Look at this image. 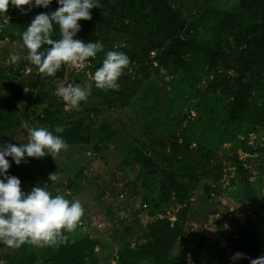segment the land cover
Wrapping results in <instances>:
<instances>
[{
    "label": "trees",
    "instance_id": "16d2710c",
    "mask_svg": "<svg viewBox=\"0 0 264 264\" xmlns=\"http://www.w3.org/2000/svg\"><path fill=\"white\" fill-rule=\"evenodd\" d=\"M94 2L100 7L90 9V20L78 21L81 28L76 34L77 39L85 43L99 41L103 45V50L87 61L93 72L102 66L105 59L104 47L109 42L106 35L114 31L113 39L120 37L119 40L124 42L117 51L128 56L130 63L126 69L134 70L136 82L148 78L153 61H158L171 73L169 97L185 94L200 96L201 91L196 85L206 79L201 102L203 107L220 116L221 129H213L218 144L232 141L243 124L264 128V0H238L231 10L208 7L192 20L172 6L170 0ZM57 7L58 0H51L48 7L34 6L29 11L28 6H24L26 14H22L20 9L10 4L7 13H0V42L6 40L11 45L22 37L35 15L41 12L50 14ZM117 21L120 22L116 26ZM51 38L60 39L58 26H54ZM43 47L47 46H42L41 50ZM152 52L155 56L150 57ZM70 70L71 67L62 65L55 76L46 77L61 79L69 75ZM21 90L22 83L18 81L17 93L12 100L6 106L0 104V145L10 143L15 126L20 122L11 113L17 101L21 100ZM1 93L0 100L3 98ZM113 93L117 95L120 91L113 90ZM93 111L96 112L80 104L79 110L70 109L55 117L49 106L37 120L54 135L61 136L67 146L85 145L96 139L92 149L98 151L115 137L116 130L103 120L92 133L89 124L93 123L90 118ZM57 126H63L64 131L56 133ZM179 138L169 145L167 167L159 166L144 142L128 139L120 164L136 168L139 184L136 188L148 189V180L160 174L159 194L149 200L152 208L160 210L166 203L179 207L174 213V220L155 216L139 226L133 242L125 243L117 250L116 264H203L200 260L203 241L189 240L184 231L190 198L197 188H201L206 198L214 195L220 187L224 165L213 160L210 149L200 150L193 156L196 149L190 150L187 135L182 132ZM245 149L253 153V148L247 146ZM188 152L193 153L187 156ZM6 159L11 165L7 175L20 179L22 191L28 193L36 183L34 173L22 164L17 165L10 157ZM237 169L241 181L245 182L248 179L247 170L240 162ZM0 179L4 176L0 175ZM149 214L154 216L152 211ZM229 240L236 253L244 254V258L237 259L238 264H250L251 259H256L261 251L255 228L246 220L230 235ZM178 241L182 242V246L173 254ZM97 246H101L99 239L82 234L72 240L67 237V241L59 246L37 247L23 258L9 260L10 256L0 255V264H96ZM5 248L9 247L0 242V250Z\"/></svg>",
    "mask_w": 264,
    "mask_h": 264
},
{
    "label": "rangeland",
    "instance_id": "374dc122",
    "mask_svg": "<svg viewBox=\"0 0 264 264\" xmlns=\"http://www.w3.org/2000/svg\"><path fill=\"white\" fill-rule=\"evenodd\" d=\"M170 3L192 20L208 7L234 9L238 0H170ZM119 22H116V26ZM106 36L109 42L104 47L105 58L108 51H117L119 46L124 45L120 37L113 39L114 31ZM8 45L6 40L0 42V91L3 96L0 104L6 106L17 93L18 81L22 83L21 100L17 101L11 113V116L20 119L11 144L19 146L27 142L25 127L48 130L37 119L49 106L55 117L70 111L62 98L56 95L60 86L90 85L87 100L80 104L96 111L90 112L92 133L103 120L116 130L115 137L98 151L92 149L96 142L94 139L89 144L67 146L55 160L51 155L43 158L25 156L20 163L34 173L35 186L47 184L45 187L52 197L62 195L70 202L78 200L81 203L84 214L78 227L64 234L70 240L82 234L99 239L101 246L95 248L98 257L96 264H116L117 250L125 243L133 242L139 226L155 216L174 220V213L179 207L166 203L160 210L152 208L149 200L159 194L160 174L148 180V189L136 188V168H126L120 164L128 139L144 142L159 166L167 167L169 145L182 132L187 135L190 150L196 149L194 153L188 152L187 156L210 149L213 160L224 165V175L214 195L206 198L201 188H197L190 198L184 231L189 240L203 241L201 262L238 264L237 259H231L236 252L231 248L229 238L244 220L254 226L261 242L257 258L264 256V128L243 124L232 141L218 144L213 129H221L220 116L203 107L201 102L206 79L196 85L201 91L200 96L185 94L169 97L168 92L172 90L169 82L171 73L158 61H153L148 78L139 82H136L134 70L125 68L118 80L120 94L115 95L112 89L105 91L96 88L91 78L94 72L89 69L87 61L84 69L77 71L71 68L69 75L50 80L24 59L27 50L23 48L22 37ZM6 49L9 50L4 51ZM13 54L20 57L15 64L10 62ZM153 56L155 52L150 54V57ZM178 140L181 141L180 138ZM247 146L253 148V153L246 151ZM239 162L247 170L248 179L245 182L240 179L237 169ZM50 173H56L57 179L53 182L49 180ZM120 193L123 194L121 198ZM144 196L147 198L143 199ZM144 203L146 207H142ZM150 211L154 212V216L149 214ZM190 228H194V231ZM181 246L182 242L178 241L173 254ZM35 248L37 246L29 244L18 249L5 248L0 250V255L10 256L9 260H14L23 258Z\"/></svg>",
    "mask_w": 264,
    "mask_h": 264
},
{
    "label": "clouds",
    "instance_id": "9594fccd",
    "mask_svg": "<svg viewBox=\"0 0 264 264\" xmlns=\"http://www.w3.org/2000/svg\"><path fill=\"white\" fill-rule=\"evenodd\" d=\"M51 0H0V13H7L9 5L20 9L26 14L24 6L30 11L34 6L48 7ZM59 7L49 13L41 12L31 20L27 29L22 33L23 48L27 50L24 59L35 65L39 73L55 76L62 65L77 71L86 67L89 58H95L103 50L101 42L85 43L74 39L80 31L79 20L92 18L90 9L100 7L94 0H58ZM54 26H58L60 39H53ZM42 46H47L43 47ZM19 56L11 55L10 62L15 64ZM130 60L123 52L108 51L106 58L92 75L95 86L101 90H118L119 77L127 68ZM27 90V89H26ZM91 86H60L56 95L65 102L68 109L79 110L81 101H86ZM27 142L19 146L15 144L0 145V242L9 248L18 249L29 244L37 247L59 246L67 241L65 232H73L79 225L84 214L81 203L70 202L62 195L52 197L46 185L35 186L25 193L21 188V181L15 176L7 175L11 167L6 157L19 165L25 156L43 158L56 156L67 149V143L59 135L43 127L29 128ZM63 126L55 128L56 133H62ZM57 179L56 173L49 174L51 182ZM244 258V254L237 252L233 260ZM250 264H264V256L251 259Z\"/></svg>",
    "mask_w": 264,
    "mask_h": 264
},
{
    "label": "built area",
    "instance_id": "2783aa9c",
    "mask_svg": "<svg viewBox=\"0 0 264 264\" xmlns=\"http://www.w3.org/2000/svg\"><path fill=\"white\" fill-rule=\"evenodd\" d=\"M119 197H120V198L123 197V194L120 193V194H119ZM143 207H146V204H143ZM190 230H191V231H194V228H190Z\"/></svg>",
    "mask_w": 264,
    "mask_h": 264
}]
</instances>
